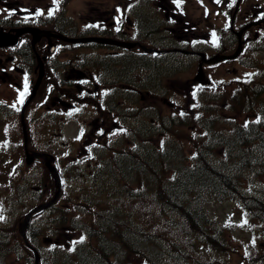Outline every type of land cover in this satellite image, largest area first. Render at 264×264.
Segmentation results:
<instances>
[{
  "label": "trees",
  "instance_id": "16d2710c",
  "mask_svg": "<svg viewBox=\"0 0 264 264\" xmlns=\"http://www.w3.org/2000/svg\"><path fill=\"white\" fill-rule=\"evenodd\" d=\"M136 61V58L126 59L129 74L139 72L142 69L139 65L145 66L144 62ZM255 88L247 93L241 107L228 109L237 115L252 114L255 120L246 124L226 116L204 120L203 128L208 134L195 142L190 158L185 157V142L175 134V125L163 131L166 142L162 152L148 146L146 156L139 161L117 156L111 170L105 164L114 160L113 155L110 157L105 148L99 149L98 159L106 156L103 158L106 161L103 164L101 160L97 177L82 187L83 195L66 197L64 203L60 200L51 206L42 229H28V238L33 243L39 234L54 239L56 245H62L57 241L60 232L65 240L70 239L69 246L42 253L39 264H232L231 243L225 238L224 230L210 225L206 215V205L213 201L237 202L241 219L250 227L258 225L261 235L258 242L264 243V87ZM179 124L186 126L188 121ZM150 126L146 124L148 133ZM224 127L225 130H220ZM185 163L189 166L183 167ZM16 164H20V159ZM166 165H174L176 174L163 180L162 167ZM18 171L14 173L20 183L16 187L13 183L8 198L20 212L30 199L33 177L27 171ZM44 173H39L36 179L38 185L44 180L51 190L50 197L54 193L53 185L47 175L42 177ZM4 178L0 173V183L10 181V176ZM252 178H256L254 183L258 188L249 190L244 181ZM45 193L47 190L41 198ZM145 201H152L172 221L183 223L185 231L181 233L193 236L191 241L190 237L185 238L186 254L181 246L169 245L134 221L135 202L143 207ZM242 227L241 223L239 231H243ZM9 243L14 251L12 257L23 260V264H32L30 256L18 251L20 239L13 227L0 233V264H6V260L8 264H16L9 257ZM199 245H206V257L201 255ZM248 249L244 262L241 260L239 264H264V249L252 243Z\"/></svg>",
  "mask_w": 264,
  "mask_h": 264
},
{
  "label": "rangeland",
  "instance_id": "374dc122",
  "mask_svg": "<svg viewBox=\"0 0 264 264\" xmlns=\"http://www.w3.org/2000/svg\"><path fill=\"white\" fill-rule=\"evenodd\" d=\"M58 1L60 0H0V17L1 18H16L17 15H12L13 11H16L17 8L23 12L24 14H30L33 11L39 12V11H45L48 12L51 3H54L58 6ZM136 0H131V3L135 2ZM225 2L228 0H224ZM149 4L151 3L149 0L147 1ZM156 2V0L152 1ZM214 2H217V0H175V3L179 5L181 8L180 11H178V14L182 15L184 18H186V22H191L193 26H198L199 30H202L205 35L208 37V44L213 45L215 42V35L214 33L218 31L219 35L222 34L224 36V30L228 32V19L230 15H226L223 10L218 9V4H214ZM231 3H234L235 0H230ZM129 3L125 0H91V3H86L85 0H72L66 3V11L65 14L76 24H81L85 21H90L91 13L96 12L97 9H104L107 8V11L109 14H113V11L115 8L119 7V5ZM148 3H140L138 4V9H136V15L142 16L143 21L146 23L148 21V17L146 14L147 8H149ZM264 10V0H241L240 5L236 11L237 20L236 25L240 26L243 23L251 21L256 15L260 14ZM158 11V10H157ZM117 13V11H115ZM141 13V14H140ZM158 14L162 15V12L158 11ZM116 18V16H115ZM152 21L150 20V23ZM52 24V23H51ZM52 28V27H51ZM47 29V28H45ZM54 29V28H53ZM210 34V35H209ZM254 34H260L262 35V39L255 40V37H253ZM252 37L254 42H250L243 48V53L240 56V61L238 63H230V64H220L216 66H212L210 68L202 66V72L204 73V81H208L210 83H214L215 86L221 84L224 88L225 84H229L231 88H234L237 86V79H241L242 77L245 78L246 76H251L253 73L252 79H254L255 84L264 86V27H258L253 28L248 33V38ZM224 38H226L224 36ZM217 40V39H216ZM60 43L65 44L64 41L59 40ZM43 42V41H42ZM232 42H228L226 45L231 44ZM42 45V44H41ZM60 47L62 45L60 44ZM236 48V45H233L231 50H228L226 52H220V55H223L224 53H233L235 52L234 49ZM85 50V49H84ZM82 50V52L84 51ZM216 54V53H215ZM208 55L212 56L214 54L208 53ZM71 57L70 54L67 55L66 53H62L61 57ZM80 56V53L78 52H72V58L76 60ZM59 57V55H58ZM88 60V59H87ZM176 60V59H174ZM198 61L193 65L191 62H178V65L176 69L171 73H178L176 76H183V80L186 77L191 78L188 80L190 82H193V77L196 73V64ZM16 63H8L5 64V66H0L2 68H6L5 71H0V104L1 106L12 107L14 109L19 110V100H20V94L17 90V84L18 79L20 77V73L15 70L14 66H16ZM251 65H255V68H250ZM36 73V72H35ZM34 80L36 78V75L33 76ZM187 78V79H188ZM234 81V82H233ZM40 92H36V95H39ZM37 101H42L41 96H38ZM35 101V103L37 102ZM262 101L264 102V94L262 97ZM32 106H34V104ZM5 107V108H6ZM44 103L42 102L38 113L44 110ZM10 110V109H9ZM188 115L189 112L181 113V115ZM240 121V119H239ZM9 124L7 121L2 122L1 121V114H0V143L4 140V135H7V132H5L1 129V126L3 124ZM57 131L61 132L64 137H69L70 139H74L75 135L77 134V131L73 125H68L65 129L62 127L56 128ZM162 130L164 131L165 128L162 127ZM66 133V134H65ZM178 136L179 138H182L185 142V152L187 154L192 152L193 148V131L189 130L187 128H180L178 130ZM120 144H122V141H119ZM143 146L142 144L139 145L141 148ZM139 147L137 146L134 149V152L139 150ZM32 149H28L27 152L29 154L33 153L31 151ZM58 153H62V150L59 152V149H57ZM127 155H125V159H129L131 161H136L137 158L132 159L133 155V149H129L127 152ZM61 156V155H60ZM58 157V154L57 156ZM250 181V179L246 180L244 185L246 186ZM251 185V184H250ZM208 214L210 218L221 225L228 226L235 231H232L229 229L227 232H225V236L231 243L232 252L229 254V257L231 258L232 264H238L241 262L240 255L244 253V250L240 246V242H242L244 245L249 246L251 243H253V238L259 234L256 233L259 228L258 225H255L254 229L250 227L248 223L242 222L243 225V232L242 234L237 229L239 226V223L241 222L238 217L237 211L233 207L232 204L228 202H216V203H210L207 206ZM256 228V229H255ZM239 243V244H238ZM262 246V245H261Z\"/></svg>",
  "mask_w": 264,
  "mask_h": 264
},
{
  "label": "flooded vegetation",
  "instance_id": "af4514ba",
  "mask_svg": "<svg viewBox=\"0 0 264 264\" xmlns=\"http://www.w3.org/2000/svg\"><path fill=\"white\" fill-rule=\"evenodd\" d=\"M102 12H100L99 14H101ZM104 15V14H101ZM3 25H0V30L1 31H8L10 28H13V22H6V23H1ZM111 26L113 25V23L110 24ZM54 32L57 33H65L64 29H59V28H55L54 30H52ZM128 32H127V23H123L117 27V26H113L112 28H109L107 30V36L120 40V41H125V42H136L135 40L139 39L138 35H136V37H132L130 38L128 36ZM26 36L28 35H23L20 39V46L24 47L27 45V38ZM247 40H249L248 38L244 39V44L245 42H247ZM54 41V42H53ZM52 42L55 45L56 50L58 51V55H62V53H66L67 55L69 52L74 51L76 48L73 47L70 44H62L60 43L59 40L56 39H52ZM231 44L226 45L223 44L222 45V51L220 52H226L228 50H231L233 45L237 44V40L236 39H232L231 40ZM40 43H42V41H40ZM60 44L62 45V47H60ZM90 47L89 50V54L87 55V58L89 60H92L95 57H99L102 56L103 59L102 60H97L95 63H93L91 66H84V65H80L79 62L74 63L73 61L69 62V65H62V69L63 72L60 76L59 81L62 84H65L67 81L71 82V86L72 89L77 91V92H83L85 97L81 100L85 103V100L90 96L92 103L93 102H97L99 103V101H103L105 102L107 105L109 106H113L114 102H115V98L112 96L111 92L113 91V87L115 85V77L120 73V70L123 69L124 63L126 61L127 58H130V54L129 53L131 51V49H127L124 50L123 48H119V49H123L122 51H115L114 47H100L97 45H85V48ZM78 48V47H77ZM17 49H22L19 48L18 45L16 47H12V48H7V49H0V66H5V64L8 63H14V61L12 59H14L15 56L20 55L21 51H18ZM39 53H43L44 50L43 49H38ZM205 53L208 55V53H220L218 51H214L211 48L207 49V50H203V51H198L197 53ZM128 54V56L126 57V55ZM232 54V53H231ZM28 56V55H27ZM26 56V57H27ZM210 55H208L209 57ZM106 57H117V62H108L107 64L104 63V60ZM126 57V58H125ZM135 57H137V61L136 62H141V61H146V59H143V55L141 52H139L138 55H136ZM43 59L45 60V58L43 57ZM135 59V58H134ZM143 70L146 69V65L142 66ZM15 69H17L16 66H14ZM6 68H2L0 67V71H5ZM18 70V69H17ZM142 70V71H143ZM129 74V72H128ZM131 74H129L130 76ZM133 75H135L137 78L141 77V74L138 76L137 72H135ZM124 76V74H123ZM125 83L123 84L125 86V90L123 91L124 93H128L129 92V80H126L124 77ZM173 81V80H171ZM46 82L49 83L50 86H56L57 83V79L56 76H50L46 79ZM174 83V82H173ZM119 84V83H118ZM173 88V86H172Z\"/></svg>",
  "mask_w": 264,
  "mask_h": 264
},
{
  "label": "bare ground",
  "instance_id": "6f19581e",
  "mask_svg": "<svg viewBox=\"0 0 264 264\" xmlns=\"http://www.w3.org/2000/svg\"><path fill=\"white\" fill-rule=\"evenodd\" d=\"M150 38H149V43L151 44H164L168 41L169 39V34L165 31H161V30H156L154 32H152L150 35ZM135 48H137V46H135ZM250 68H255V65H252ZM167 100V97L166 96H161V101H166ZM140 111H143V110H140ZM153 111H155V108H152L148 111L145 112V110L141 113L142 115H146V114H150L152 113ZM1 114V118H7L9 116V114H3V113H0ZM192 153H194V149L192 148ZM103 158L106 157V156H102ZM99 166H101V164L98 165V168ZM85 177V176H84ZM84 178H80L74 182H71V183H68L65 187L66 188H82L84 186H87V184H81L82 183V180ZM105 192V191H104ZM68 198H64V197H59L57 195H54L52 197H44V198H34V197H31L29 202L34 206V207H37V204L39 202H52L54 204H56L57 202H61L64 203L65 200H67ZM61 200V201H60ZM61 203V204H62ZM52 234V233H51ZM55 236V235H54ZM192 246V245H191ZM9 249L11 250V252H13V248L11 246H9ZM151 254V253H150ZM78 256V255H77ZM113 256V255H112ZM109 258V257H108ZM93 260V259H92ZM158 261V260H157Z\"/></svg>",
  "mask_w": 264,
  "mask_h": 264
},
{
  "label": "water",
  "instance_id": "95a60500",
  "mask_svg": "<svg viewBox=\"0 0 264 264\" xmlns=\"http://www.w3.org/2000/svg\"><path fill=\"white\" fill-rule=\"evenodd\" d=\"M262 23H264V20H262ZM24 32H30L33 35V38H34L33 43L38 40V36H37V34L39 32L38 30L24 29V30H21L20 32H18L17 35L14 38H12L11 41L8 43H10V45L14 44L16 42V37H18L20 34H22ZM40 33H42V32H40ZM4 38H6V37L4 35L0 34V41L3 40ZM105 42H107V41H105ZM0 45H2V44L0 43ZM4 45H6V43ZM221 59H225V58H221ZM218 61H219V58H213V59L209 60L208 62L209 63H216Z\"/></svg>",
  "mask_w": 264,
  "mask_h": 264
},
{
  "label": "snow or ice",
  "instance_id": "6c2138e0",
  "mask_svg": "<svg viewBox=\"0 0 264 264\" xmlns=\"http://www.w3.org/2000/svg\"><path fill=\"white\" fill-rule=\"evenodd\" d=\"M40 13L37 12V15ZM27 94V83L25 84V91L20 94V100L19 103L23 104L24 103V96Z\"/></svg>",
  "mask_w": 264,
  "mask_h": 264
}]
</instances>
